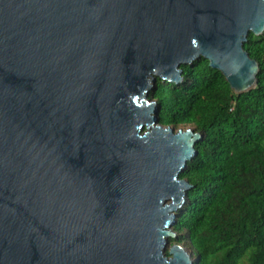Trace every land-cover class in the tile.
I'll use <instances>...</instances> for the list:
<instances>
[{
  "label": "water",
  "instance_id": "1",
  "mask_svg": "<svg viewBox=\"0 0 264 264\" xmlns=\"http://www.w3.org/2000/svg\"><path fill=\"white\" fill-rule=\"evenodd\" d=\"M264 0H0V264H198L171 245L203 135L159 79L205 59L237 95Z\"/></svg>",
  "mask_w": 264,
  "mask_h": 264
},
{
  "label": "trees",
  "instance_id": "2",
  "mask_svg": "<svg viewBox=\"0 0 264 264\" xmlns=\"http://www.w3.org/2000/svg\"><path fill=\"white\" fill-rule=\"evenodd\" d=\"M244 50L260 65L248 93L200 59L181 67V84L159 79L149 95L160 125L203 135L180 176L192 190L171 239L198 264H264V34L250 33Z\"/></svg>",
  "mask_w": 264,
  "mask_h": 264
},
{
  "label": "rangeland",
  "instance_id": "3",
  "mask_svg": "<svg viewBox=\"0 0 264 264\" xmlns=\"http://www.w3.org/2000/svg\"><path fill=\"white\" fill-rule=\"evenodd\" d=\"M183 130H187V129H193V128H182ZM171 245H173V244H171Z\"/></svg>",
  "mask_w": 264,
  "mask_h": 264
}]
</instances>
